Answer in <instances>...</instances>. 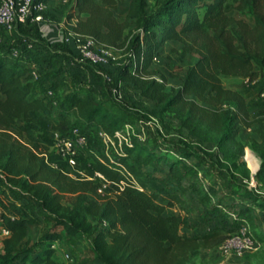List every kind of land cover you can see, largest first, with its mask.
<instances>
[{"label":"trees","instance_id":"obj_1","mask_svg":"<svg viewBox=\"0 0 264 264\" xmlns=\"http://www.w3.org/2000/svg\"><path fill=\"white\" fill-rule=\"evenodd\" d=\"M228 1L165 0L138 33L131 27L146 15L147 0H131L123 17L114 13L118 0H76L74 5L80 16L75 32L92 37L98 47H126L127 59L118 67L119 84L131 86L153 103L150 118L164 123L171 114L179 130L192 139L179 155L156 151L135 138L120 143L116 134L124 131L125 122L93 88L56 98L52 106L48 96L39 92L27 63L12 56L18 44L0 48V170L10 185L0 187V226L10 233L3 241L0 264H64L52 248L62 239V232L69 238L94 235V260L103 264H187L203 250L219 248L244 225L256 241H264V236L252 231V212L264 210V201L251 190L243 197L252 205L232 213L233 225L219 219L222 227L211 226L202 234L183 231L185 215L174 211L176 206H185L183 196L192 189L200 205L210 207L212 197L189 181L184 169L193 166L191 159L211 156L203 145L212 144L217 162L227 172L238 171L247 146L240 134L254 124L259 126L254 150L261 159L255 178L264 190V119L254 120L244 95L224 83L227 78L253 82L264 77V0H233L240 15L251 13L253 23L244 16L229 15ZM172 41L180 44L176 51L180 58L196 55L198 59L178 87L167 89L166 77L151 65L160 49ZM66 48L76 56L73 46ZM35 113L51 123L53 135L69 137L75 127H97L112 137V154L97 156L95 164L110 181L123 180V189L114 197L101 195L99 183L72 182L63 171L46 166L48 147ZM159 170L172 178L166 186L156 183ZM241 172L250 181V169ZM27 201L40 203L45 217L54 222L34 243L28 238L31 213ZM60 227L61 232L57 231Z\"/></svg>","mask_w":264,"mask_h":264},{"label":"rangeland","instance_id":"obj_2","mask_svg":"<svg viewBox=\"0 0 264 264\" xmlns=\"http://www.w3.org/2000/svg\"><path fill=\"white\" fill-rule=\"evenodd\" d=\"M164 1L147 0L148 7L146 9V15L133 22L131 31H135L136 33L140 32L141 29L139 27L150 19ZM75 2L76 0H70L68 2L66 15H68L70 10H74ZM130 2L131 0H118V6L114 11L115 15L119 17L125 16ZM225 9L229 15L236 18L244 16L248 22L253 23L251 13L247 12L244 15H240L234 7L233 0L227 2ZM76 13H79L78 10L73 12L72 15ZM78 17L80 16L78 15ZM40 24L29 21L19 29V34L13 35L6 33L0 27V48L7 43H13V41L20 44L23 39H27L30 43H33L34 48L29 53L24 52L21 60L27 63L30 69H36L40 75V80L36 81L39 92L48 96L52 106H56V98L65 97L72 91L93 88L97 96L105 102L107 107L125 122V127L126 125L131 126L129 128L131 139L135 138L140 143L159 152L169 150L173 155H179L186 145L192 143V139L187 136L186 132L179 130L180 125L171 114L167 115L164 123L157 122L156 125H148L151 120L149 111L153 107V103L144 99L131 86L125 83L119 84L117 80L119 66L106 68L90 64L79 65L76 63V65L74 62L76 61L75 56L72 57L70 55L71 51L63 47V42V45H60V49L64 51V54L60 58H57L59 54L54 53H50L45 58H41L38 47L51 51L55 49L52 45H47L39 34L38 25ZM179 48L180 44L177 42L172 41L166 43L160 49V53L151 65L153 69H156L166 77L167 89L178 87L185 77L187 69L198 59L196 55L180 58L176 52ZM112 51L118 58L119 63L126 61V47L112 48ZM69 59H72L73 62H70ZM42 65L46 68H43ZM105 76L110 77L111 81H107ZM224 83L226 87L238 90L244 95L254 120L258 119L260 121L264 119V101L261 99V93L264 92V77H258L253 82L239 78H227L224 80ZM117 87L122 92V99L120 100L114 94V90ZM49 91H53L54 94L48 95ZM2 98L3 96L0 95V100ZM35 116L42 128L40 135L48 147L45 165L48 167H52V165L57 166L58 170L66 173L68 179L72 182H81L85 179L92 178V180L88 181L99 183V179L95 175L98 171L95 159L101 154L111 155L114 146V144L107 143L103 140L99 134V128L91 127L89 129H83V132L87 136V146L84 148L85 150L81 151V155L78 156L77 166L74 169H69L67 163L60 158V153L56 147V141L51 131V123L41 113H35ZM258 127V124H254L251 127H244L242 129L240 139L247 146L242 158L238 161L240 163V169L238 171L233 169L227 172L217 162L219 158L212 144L203 145L205 151L210 153L211 156H203V160L201 161L195 159L189 160V163L193 166L188 170L184 169L188 180L195 182L196 187H201L203 191L208 193L212 197V203L209 208L200 205L194 189L183 196L186 203L185 206L182 209H180V206L174 208L176 213L182 211L185 215L186 224L183 231L189 235L193 233L202 234L211 226L219 225L222 227L223 224L219 219H227L228 225H233L235 217L232 213L252 205L248 199L243 197V194L250 190L251 179L248 181L241 174V170L248 168L251 173L255 171L247 161V150L256 157L261 165L260 156L254 150L255 141L258 139L256 133ZM197 143L200 144L199 142ZM210 159L215 163L208 164L207 161ZM156 176L157 178L155 180L159 184V187L166 186L170 183V179H172L163 170L156 171ZM257 185L259 186V190L264 191L259 183ZM150 189L153 190V187ZM255 194L260 196L264 201V194L256 192ZM13 196L21 198L18 194H13ZM26 203L28 211L31 213L28 224V238L34 243L54 227V222L45 217L40 203L34 201H27ZM64 204L69 205V201L65 200ZM209 215L214 216L215 219H211ZM252 217L254 220L252 231H255L257 237L264 236V210L257 209L253 211ZM240 224L238 228L241 227ZM57 231L61 232L63 230L60 227L57 228ZM94 237V235L90 234H81L76 238H69L62 232V239L56 243L59 258L64 264H103L94 260L92 252ZM4 239L5 236L0 231V252L3 249ZM256 242V248L247 251L238 258H224L221 255L219 247L217 249L203 250L187 264H264V241ZM66 254L70 256L69 260H66Z\"/></svg>","mask_w":264,"mask_h":264},{"label":"built area","instance_id":"obj_3","mask_svg":"<svg viewBox=\"0 0 264 264\" xmlns=\"http://www.w3.org/2000/svg\"><path fill=\"white\" fill-rule=\"evenodd\" d=\"M47 10V2L45 0H2L0 5V27L8 31L9 34H19V29L25 26L29 21L36 23H43L45 21V12ZM60 30L64 33L61 37L62 42L65 45L73 46L76 56L75 64H90L93 66H119L118 58L115 56L111 48L98 47L95 40L87 35H83L74 31V29L67 28L65 25H61ZM13 44L17 43L13 41ZM26 50H32L34 48L33 43H30L27 39L14 47L12 56L15 59H19L23 56V48ZM72 57L73 55L70 54ZM156 59V57H155ZM154 59V60H155ZM73 62L72 59H69ZM76 64V65H77ZM30 75L34 81L40 80V75L35 68L31 69ZM107 81H111V78L105 76ZM249 82V80H247ZM53 91H49L48 95H53ZM115 96L118 100L122 99V92L117 87L114 90ZM261 98L264 100V92L261 94ZM157 120L151 118L148 125H156ZM131 126L126 125L123 132H117L116 137L120 143L125 141L129 142ZM100 136L107 143L114 144V139L103 131H99ZM56 141V147L59 150L60 158H62L69 169H74L77 166L78 156L81 155V150L87 146V136L80 128H73L69 137H61L59 134H54ZM47 157V154L44 155ZM47 162V159H46ZM52 168L58 169L57 166L52 165ZM258 172V171H257ZM257 172L252 171L250 190L256 193L264 194V191L259 190L258 182L256 181L255 175ZM125 171H123V174ZM126 177L130 174L126 173ZM99 179L98 192L101 195L114 197L118 194L119 190H122L125 183L123 180L112 182L105 178L100 172L95 173ZM131 177V176H130ZM86 180V179H85ZM88 180H92L89 178ZM3 183L10 186L8 183V176L5 172L0 170V187ZM1 233L6 237L10 235L9 231L4 227L0 226ZM256 240L251 234L248 226L244 225L241 227L239 233L229 236L224 243L220 246L221 255L225 258L240 257L247 251L256 248ZM53 249L58 250L57 244L52 246ZM66 260L70 259L68 254L65 255Z\"/></svg>","mask_w":264,"mask_h":264},{"label":"crops","instance_id":"obj_4","mask_svg":"<svg viewBox=\"0 0 264 264\" xmlns=\"http://www.w3.org/2000/svg\"><path fill=\"white\" fill-rule=\"evenodd\" d=\"M45 1L47 2L45 21L38 25L39 34L45 40L46 44L52 45L55 50L51 51L38 47L39 56H41V58H45L50 53H54L59 54L57 58H60L62 54H64V51L60 49V45L62 44L61 37L64 33L62 30H60V27L61 25H65L67 28L74 29L78 23L79 13L72 15L73 12L77 11V9L74 8V10H70L68 15L65 14L67 4L70 0ZM63 47H66V45L64 44Z\"/></svg>","mask_w":264,"mask_h":264},{"label":"bare ground","instance_id":"obj_5","mask_svg":"<svg viewBox=\"0 0 264 264\" xmlns=\"http://www.w3.org/2000/svg\"><path fill=\"white\" fill-rule=\"evenodd\" d=\"M247 161L250 167H252L255 170L254 172H257L260 169V162L249 150H247Z\"/></svg>","mask_w":264,"mask_h":264}]
</instances>
